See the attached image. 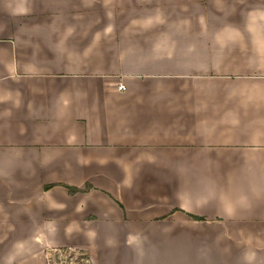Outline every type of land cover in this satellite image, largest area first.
<instances>
[{
    "label": "crops",
    "instance_id": "0c3cea01",
    "mask_svg": "<svg viewBox=\"0 0 264 264\" xmlns=\"http://www.w3.org/2000/svg\"><path fill=\"white\" fill-rule=\"evenodd\" d=\"M60 250L264 264V0H0V264Z\"/></svg>",
    "mask_w": 264,
    "mask_h": 264
},
{
    "label": "rangeland",
    "instance_id": "374dc122",
    "mask_svg": "<svg viewBox=\"0 0 264 264\" xmlns=\"http://www.w3.org/2000/svg\"><path fill=\"white\" fill-rule=\"evenodd\" d=\"M87 260L88 257L84 252L60 250L50 253L48 264H89Z\"/></svg>",
    "mask_w": 264,
    "mask_h": 264
},
{
    "label": "trees",
    "instance_id": "16d2710c",
    "mask_svg": "<svg viewBox=\"0 0 264 264\" xmlns=\"http://www.w3.org/2000/svg\"><path fill=\"white\" fill-rule=\"evenodd\" d=\"M71 190V192H73V193H75V192H78L77 190H73V189H70ZM191 217V219H193L194 221H201L199 218H197V217H193V216H190Z\"/></svg>",
    "mask_w": 264,
    "mask_h": 264
},
{
    "label": "built area",
    "instance_id": "2783aa9c",
    "mask_svg": "<svg viewBox=\"0 0 264 264\" xmlns=\"http://www.w3.org/2000/svg\"><path fill=\"white\" fill-rule=\"evenodd\" d=\"M124 89H125V88H124L123 86H119V87H118V90H119L120 92L124 91ZM46 264H48V262H47Z\"/></svg>",
    "mask_w": 264,
    "mask_h": 264
}]
</instances>
